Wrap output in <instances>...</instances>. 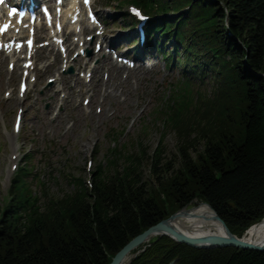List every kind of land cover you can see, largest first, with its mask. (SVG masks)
<instances>
[{
	"label": "trees",
	"instance_id": "trees-1",
	"mask_svg": "<svg viewBox=\"0 0 264 264\" xmlns=\"http://www.w3.org/2000/svg\"><path fill=\"white\" fill-rule=\"evenodd\" d=\"M215 1L200 6L204 8L200 20L201 26L209 22L211 36L219 42L224 39L220 31L224 12ZM222 1L232 31L246 46L245 50L234 40L224 46L236 60L240 104L227 106L232 100L223 96L227 113L221 122L216 114L207 125L203 150L196 149L194 141L180 143L178 156L172 158L175 162L178 157L177 167L172 159L163 163L156 153L150 178L143 177L135 162L107 178L100 174L90 193L83 186L28 224L15 221L19 212L11 209L0 222V264H106L134 236L195 198L207 201L237 235L263 217L264 0ZM171 261L264 264V251L197 249L160 237L131 264Z\"/></svg>",
	"mask_w": 264,
	"mask_h": 264
},
{
	"label": "rangeland",
	"instance_id": "rangeland-1",
	"mask_svg": "<svg viewBox=\"0 0 264 264\" xmlns=\"http://www.w3.org/2000/svg\"><path fill=\"white\" fill-rule=\"evenodd\" d=\"M154 69L146 75L140 77V79L144 81L140 83L137 91H135L133 87H130V90H128L127 93L130 81H125L123 84V92L121 93L125 96L127 94L125 102H120L121 95L119 94V90L121 88L118 85H116L115 89L111 91L110 96L106 100L113 104L114 109L117 112L116 119H114L113 123H118L113 126L118 127L123 124H125L126 127L129 118L131 116L135 117L140 109L143 108V106H146L144 112L142 111L141 113L140 120H136L131 128V131H129L130 133L128 132L129 134L127 135L117 136L121 142L118 146L121 154L120 156L116 154V156L112 159L116 160L117 163L111 164V162H108L109 159L106 156L111 142H108L107 129H105L106 127H109V118H107L104 114H93L90 117H84L80 110L71 107L70 112L66 113L68 118L62 122V130H64V126L68 119H74L75 123L65 135H62L63 133H61L65 132V130L60 131L59 135L61 136L58 140H54L56 137L51 139L50 136H47L45 131H43L44 126L33 117L32 110L26 111L27 114L26 119L23 122V129L17 140L9 139V134H7V132L9 133L10 131L9 125L6 126V131L0 130V199L6 193L7 188V181L5 178L7 176L10 154V148L8 145L16 144V146L19 147L20 156L23 155L27 146L24 137H28L32 130L40 133V141H44L47 145L53 146L54 148L55 153L52 152L51 155L48 154V152L46 153L47 159L51 160L52 164L48 162L45 165L40 164L39 167H41L40 171L42 174L43 172L46 173V176L43 179L47 186L45 194L57 198H60L62 194L72 196L80 189L77 188V190H74L69 181L71 176H73V178L86 177L88 171L85 170V161L87 158H91L90 171L93 170L101 160H105V168L108 167V172H113L119 169L121 170L124 168L122 167L124 163H128L127 165H131L132 163V165H134L135 162L136 165L141 166L143 177L150 178L149 168L152 160L151 158L152 155L156 154V152L160 151V158L163 163H165L168 162V159H172L173 156H178V146L180 143L185 144L188 141V143L191 144L194 141L195 148L202 151L204 136L205 133H208L205 119L207 115L205 112L194 113L193 115H188L186 113V117L184 119L185 122L177 130L173 128V123L176 120V115L178 119H180L181 106H178L173 110V120L168 123L166 129L165 127L163 128L162 120H155L154 116H149V110H151V107L146 104L149 97H153L154 91H165V97L169 95L170 89L167 90L165 85L169 84V82L172 81L171 77H173V75L168 76L169 74L167 75L165 71L162 73L160 67L157 71H154ZM213 74H215V72L210 71L208 78L205 81L198 79L197 82L201 84H198V94L196 95L194 86L193 90L186 94V101H193L196 97L198 101H201V103L208 101V99L211 98V95L209 94L212 93V90L217 88L220 82L215 81L216 75L213 76ZM115 83L116 81H114V85ZM212 84H215V86ZM135 98L137 99L135 104L137 108L129 112L128 115H124L123 112L126 111L127 108L129 109ZM119 115H124V118L121 119ZM142 116L144 120L140 122L142 120ZM192 122H194L196 128L191 125ZM191 127L194 130L191 129ZM162 132L164 133L162 134ZM158 144L160 146L159 148H157ZM40 148H43V146ZM141 150L143 151L142 158L139 156V151ZM39 151H42V149ZM194 154L195 152H193V155ZM137 160L141 161L140 164ZM173 161L174 160L172 159V165H175V167L179 166L178 157L175 162ZM52 168H54L53 171ZM32 187V189L35 188L34 185ZM196 203V201H193L189 207L195 205Z\"/></svg>",
	"mask_w": 264,
	"mask_h": 264
},
{
	"label": "water",
	"instance_id": "water-1",
	"mask_svg": "<svg viewBox=\"0 0 264 264\" xmlns=\"http://www.w3.org/2000/svg\"><path fill=\"white\" fill-rule=\"evenodd\" d=\"M180 213L181 212L174 213L169 218L148 227L143 232L134 236L119 251L116 252L114 258L107 264H129L130 261L128 258L131 252L157 234L170 237L176 242L185 243L198 248L235 247L240 249L264 251V241L256 243L234 235L215 211V217L221 223L226 232L224 235L211 234L208 236L195 237L184 234L168 225V223L174 220Z\"/></svg>",
	"mask_w": 264,
	"mask_h": 264
},
{
	"label": "bare ground",
	"instance_id": "bare-ground-1",
	"mask_svg": "<svg viewBox=\"0 0 264 264\" xmlns=\"http://www.w3.org/2000/svg\"><path fill=\"white\" fill-rule=\"evenodd\" d=\"M180 232L189 236H208L211 234L224 235L226 232L214 212L205 203L184 209L174 220L168 223ZM242 238L247 241L260 243L264 241V219L250 227Z\"/></svg>",
	"mask_w": 264,
	"mask_h": 264
},
{
	"label": "snow or ice",
	"instance_id": "snow-or-ice-1",
	"mask_svg": "<svg viewBox=\"0 0 264 264\" xmlns=\"http://www.w3.org/2000/svg\"><path fill=\"white\" fill-rule=\"evenodd\" d=\"M133 11H136V9H133Z\"/></svg>",
	"mask_w": 264,
	"mask_h": 264
}]
</instances>
